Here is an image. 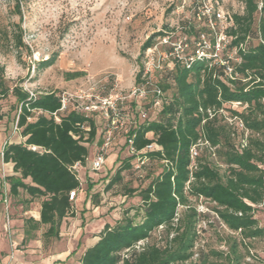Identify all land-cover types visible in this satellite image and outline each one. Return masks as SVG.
I'll return each mask as SVG.
<instances>
[{"label": "trees", "instance_id": "trees-1", "mask_svg": "<svg viewBox=\"0 0 264 264\" xmlns=\"http://www.w3.org/2000/svg\"><path fill=\"white\" fill-rule=\"evenodd\" d=\"M240 1L243 11L232 14L233 25L226 30L233 37L230 49L236 47L240 59L232 61L238 77L230 78L221 65L206 59L195 61L189 68L175 62L173 68L156 73L155 79L164 93L162 104L155 118L138 120L131 133L135 134L134 147L138 151L152 142L159 145V149L142 156L148 162L162 163V169L140 192V220L125 215L114 224L105 223L96 234L98 240L85 250L81 264H172L188 260L198 236L197 222L203 215L191 203V196L214 202L215 220L232 231H240L246 237L264 232L254 216V205L264 200V143L251 139L243 148L233 144L227 133L228 122L220 112L221 108L229 110L232 117L241 118L249 129L264 128L263 120L226 106L239 103L252 109L264 107V0ZM15 7L21 13L18 0ZM199 25L194 17L183 22L185 31L192 35L198 34ZM16 26L18 30L12 40L19 49L24 45L23 28L20 23ZM202 29L207 30L205 26ZM157 35L164 34L150 36L142 46L141 55L154 44ZM253 38L257 39L255 45L250 44ZM57 56L55 52L43 65H52ZM83 74L75 71L67 72L66 76L72 79ZM140 77L141 71L136 82ZM10 93L15 98L16 120L22 137V141L8 142L4 149L3 161L11 163L18 174L7 177L10 195L17 196L23 189L30 198L28 201L41 199L40 223L48 225L45 235L58 237L63 220L75 215L70 191L82 188V179L72 166L79 161L83 170L87 169L90 147L102 141L103 120L69 107L58 112L60 121H56L51 113L61 105L57 92L41 93L29 100V93L21 86H7L5 68L0 64V100ZM152 104L153 101L144 103L147 109ZM35 108L48 114L29 121L27 117ZM209 108L214 112L212 117L207 112ZM82 125L89 130L81 128ZM123 137L127 149L126 136ZM200 139L207 140L209 146L202 148L193 160L191 148ZM212 154L223 157L229 169L225 177L209 161ZM127 155L111 176L108 189L123 179L124 170L134 171L145 165L137 167L138 156L128 151ZM32 221L28 218L26 224ZM163 232L167 237L165 244L150 242L154 235L159 242ZM141 240L145 244L137 249L135 245Z\"/></svg>", "mask_w": 264, "mask_h": 264}, {"label": "rangeland", "instance_id": "rangeland-1", "mask_svg": "<svg viewBox=\"0 0 264 264\" xmlns=\"http://www.w3.org/2000/svg\"><path fill=\"white\" fill-rule=\"evenodd\" d=\"M18 1L21 13L15 7L17 0H0V64L5 68L7 86L12 88L19 85L24 90L29 88L39 94L89 90L92 87L94 92L104 94L114 89L128 94L137 84L136 77L146 53L141 55L142 46L150 36L159 32L174 38L185 33L192 35L185 31L183 22L192 20L198 10L209 8L225 15L243 11L240 0H206L207 6L200 4L199 0ZM17 23L23 28L24 45L19 49L12 40ZM216 28L217 32L224 31V21L218 22ZM163 36L157 35L154 43H158ZM256 43V38L250 40L251 45ZM164 47L162 44L161 48ZM55 52L58 56L54 63L43 65L44 60ZM75 71L84 74L67 79V72ZM140 103L144 102L128 100L124 111L136 115L135 110ZM226 106L264 121V107L262 110L252 109L248 104L239 103ZM16 113L15 98L10 93L0 100V146L7 139L22 141L20 131L12 134ZM148 116L155 118L157 108H149ZM224 120L228 122L229 139L236 146L243 148L251 139L264 143V128L259 131L249 129L241 118L232 117L227 109ZM95 152L96 146H91L88 167L80 173V177L82 188L90 200L92 220H99L91 231L97 234L105 223L114 224L125 215L135 221L140 220V192L147 187L153 175L161 171L162 163L146 161L140 169L124 170L123 179L108 189L111 176L128 156L124 137H117L99 171L92 170L90 166ZM209 158L223 177L229 173L222 156L212 154ZM190 200L197 211L205 215H201L197 222L198 236L192 256L186 261L172 264H264V232L246 237L240 231H232L215 220L214 202L192 196ZM84 202L79 199V215L88 211ZM183 210L181 208V212ZM254 216L264 230V200L254 205ZM162 236L157 242L154 235L150 242L165 244L166 233L163 232Z\"/></svg>", "mask_w": 264, "mask_h": 264}, {"label": "built area", "instance_id": "built-area-1", "mask_svg": "<svg viewBox=\"0 0 264 264\" xmlns=\"http://www.w3.org/2000/svg\"><path fill=\"white\" fill-rule=\"evenodd\" d=\"M198 2L200 4L204 3L207 6L206 0H199ZM194 18L197 22L201 23L198 26L199 28L201 27L198 34L189 36V34L185 33L180 34L177 38L170 36V34H164L158 43H154L146 49L145 59L140 69V80L128 94H123L115 89L105 94L94 92L93 87L89 90L78 89L71 92H57L61 105L57 111L51 113L56 121H60L58 112H64L69 107H73L77 112L86 116H95L103 120L102 141L96 144V152L90 165L92 170L99 171L102 169L106 162V156L115 144L118 136H126L127 151L130 154H136L138 156L137 161L139 162L137 167H140L146 161V157L142 156V154L160 148L156 142H152L141 151L136 150L134 147L135 134L131 133V127L137 125L138 120L148 118L149 109L144 107V103L153 101L151 108H159L162 104L164 93L155 79L156 73L161 72L165 68H173L175 62L189 68L195 61L206 59L221 65L230 78L235 79L238 77V74L234 72L232 61H240V59L237 57V48L230 49L233 37L226 33V30L233 25L232 14L227 13L225 15L220 11L208 8L205 11H196ZM222 21L225 23V30L217 32L216 26L218 22ZM202 26H205L207 30L202 29ZM162 44L165 46L163 49L161 48ZM244 46V44L240 45L241 48H244ZM26 91L29 93V100L35 99L39 95V93L29 88ZM132 99L144 102L140 103L136 108L137 113L133 116L124 111L125 103ZM21 108L22 105L19 106L18 114H20ZM31 111L33 113L27 117L29 121L34 120L42 114H48L41 108H35ZM207 112L211 117L214 115L213 110L210 108ZM220 112L225 115L224 108H221ZM81 128L89 130L85 125H82ZM19 130L16 120L12 134L17 133ZM8 142H10L9 139L5 140L0 148V160L2 162L0 167V203L5 206L6 210L9 208L11 199L7 180L9 175L4 167L5 162L3 161L4 149ZM206 146H209V142L202 139L193 145L191 148L192 159L194 160L202 148ZM32 148L36 149V147ZM193 165L194 163L191 167ZM83 168L82 163L79 161L72 166V170L75 171L79 178H81L80 173ZM76 194L77 190L70 191V199L74 200ZM144 244L145 241L141 240L135 247L140 249ZM125 255L127 256L128 254Z\"/></svg>", "mask_w": 264, "mask_h": 264}, {"label": "crops", "instance_id": "crops-1", "mask_svg": "<svg viewBox=\"0 0 264 264\" xmlns=\"http://www.w3.org/2000/svg\"><path fill=\"white\" fill-rule=\"evenodd\" d=\"M4 167L9 176L18 175L11 163ZM87 195L84 188L77 191L73 200L76 213L63 220L58 237L45 235L48 225L40 223L41 199L28 201V194L21 189L19 195H11L8 210L0 203V264H81L85 250L98 240L91 231L99 220H92ZM79 199L85 201L88 209L80 215ZM28 218L33 221L26 224Z\"/></svg>", "mask_w": 264, "mask_h": 264}]
</instances>
